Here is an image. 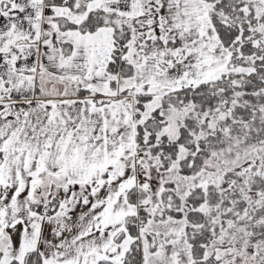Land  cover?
<instances>
[{
  "label": "snow or ice",
  "instance_id": "6c2138e0",
  "mask_svg": "<svg viewBox=\"0 0 264 264\" xmlns=\"http://www.w3.org/2000/svg\"><path fill=\"white\" fill-rule=\"evenodd\" d=\"M0 264H264V0H0Z\"/></svg>",
  "mask_w": 264,
  "mask_h": 264
}]
</instances>
